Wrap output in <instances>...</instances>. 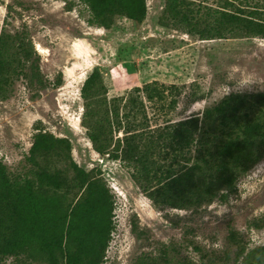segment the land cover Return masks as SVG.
Wrapping results in <instances>:
<instances>
[{
  "label": "rangeland",
  "instance_id": "rangeland-1",
  "mask_svg": "<svg viewBox=\"0 0 264 264\" xmlns=\"http://www.w3.org/2000/svg\"><path fill=\"white\" fill-rule=\"evenodd\" d=\"M172 1L144 0L141 21L113 15L105 27L82 0H0V37L26 38L33 58L25 71L31 75L38 65L46 85L17 75L0 94V161L13 180L35 178L41 169L73 177L64 155L39 156L38 165L29 160L40 130L68 139L74 162L100 175L113 195L115 229L104 264H235L239 247L230 239L233 232L254 258L264 247V158L239 176L226 202L218 197L198 208L176 209L151 198L156 181L145 190V180L140 185L132 178L135 167L98 154L88 138L82 89L96 68L107 107H122L131 96L143 101L144 108L131 111L129 120L144 137L187 118H203L230 94L264 93V39L217 31L215 21L219 12L235 9L232 1L249 12L264 11V0H179L188 22L171 14ZM204 31L212 36L205 38ZM16 48L11 44L10 53ZM147 84L160 89L162 98L151 101L134 92ZM123 138L122 131L115 133L112 149ZM226 138L221 128L205 124L190 149L170 151L168 159L164 149H151L149 163L160 176L171 165L179 174L187 166L204 165L201 159H210ZM67 197L72 202L74 193ZM47 259L28 250L1 264H49Z\"/></svg>",
  "mask_w": 264,
  "mask_h": 264
},
{
  "label": "trees",
  "instance_id": "trees-1",
  "mask_svg": "<svg viewBox=\"0 0 264 264\" xmlns=\"http://www.w3.org/2000/svg\"><path fill=\"white\" fill-rule=\"evenodd\" d=\"M82 1L95 13L96 21L105 27L111 20L109 16L127 14L130 19L141 21L147 11L144 0ZM234 2L229 6L235 11H221L215 18L220 27L216 30L226 34L243 32L264 39V11L252 9L247 12L235 7ZM182 4L173 0L171 14L188 22V14L178 9ZM207 33L212 36L207 31L202 35L208 38ZM27 43L26 38L20 35L0 37V94L17 75L25 76L29 82H39L45 88L38 65H34L31 75L25 71V66L33 58ZM11 44L17 45L16 53H10ZM17 57L20 60L15 66ZM104 88L102 73L96 68L82 89L87 108L85 117L89 120L88 138L98 154L108 155L111 160L120 161L127 167H135L137 173L132 178L140 185L145 180L148 184L143 187L145 190L156 181L158 187H150L153 191L149 193L155 203L161 199L172 208L186 209L198 208L218 197L226 202L235 192L239 176L264 158V93L230 94L214 108L207 109L203 118H187L159 131L157 136L144 137L143 131L135 133L138 129L129 120L131 111L144 108L143 101L131 96L122 107H107L106 101L100 99ZM134 92L137 95L145 93L151 101L163 95L153 84L136 88ZM122 110L123 114L120 113ZM205 124L216 125L227 137L210 154L211 158H202L204 165L187 166L186 171L179 174L171 165L160 176L149 163L150 150L164 149L167 153L165 159L169 158L170 151L174 153L172 155L183 153L191 148L196 141L195 136ZM121 131L124 138L118 139L112 149L114 134ZM141 142L145 145L142 146ZM72 149L68 139L40 130L34 137L29 160L38 165L39 156L64 155L73 177H68L64 170L50 173L41 169L34 171L35 178L13 180L7 166L0 161V264L28 250L46 256L49 264H104L115 229V202L100 175L88 172L74 162ZM63 190L67 194L74 193L72 202H68L67 194L60 195ZM222 191L225 192L220 194ZM257 228L261 226L257 225ZM230 239L239 247L235 264H264V247L256 252L260 257L254 258L251 253H246L245 247L239 246L234 232Z\"/></svg>",
  "mask_w": 264,
  "mask_h": 264
}]
</instances>
